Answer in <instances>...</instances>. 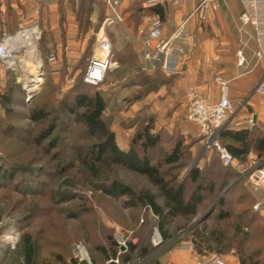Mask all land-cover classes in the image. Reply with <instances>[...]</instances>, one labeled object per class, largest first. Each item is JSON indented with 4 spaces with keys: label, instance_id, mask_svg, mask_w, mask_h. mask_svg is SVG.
I'll list each match as a JSON object with an SVG mask.
<instances>
[{
    "label": "trees",
    "instance_id": "1",
    "mask_svg": "<svg viewBox=\"0 0 264 264\" xmlns=\"http://www.w3.org/2000/svg\"><path fill=\"white\" fill-rule=\"evenodd\" d=\"M67 1L79 34L87 32L93 14L95 24L92 29L95 31L104 16V3L100 0ZM134 9L138 17L163 16V8L159 4L145 9L137 6ZM59 11L62 12L61 8ZM16 24L15 14L6 8L3 24L6 32L13 34L17 29ZM47 37L41 31L36 45L43 62L42 86L28 103L23 102V92L14 82V75L8 69L4 71L0 91V133L6 143L0 146V194L11 191L18 196L19 198L13 199L12 204L27 201L22 200L26 197H46L40 188L45 184L40 177L44 174L48 177L51 173L39 167L40 160L33 157L21 163L16 159L21 153H15L11 146L19 143L35 147L42 145V154L55 163L57 171H63L77 163L91 179L96 180L100 169L116 167L142 177L153 189L134 190L114 178L108 181L97 179L93 184V190L100 195L112 199L124 198L123 208L137 210L140 216L138 220L135 219L132 227L122 228L127 243L117 264H128L134 254L142 259L147 257L148 248H139L138 244L131 242V235L137 233L143 236L152 221L163 241H171L179 237L177 235L186 234L196 253H201L204 249L210 250V244H213L220 253L233 252L237 264H264V221L251 210L254 198L244 180L238 178L229 167L222 166L215 156L208 164H203L202 168L197 162L192 163L190 144H184L181 137L172 138L161 132H151L150 118L144 120L140 117L138 120L144 122L124 139L126 148H118L114 141L113 122L119 106L111 97V92L99 89L102 84L91 86L82 82L93 36L89 37L85 50L76 63L68 67L61 65L57 69L56 79L52 78L45 58ZM112 54L117 64L127 67L129 71L124 83L119 85L120 90L123 88L128 91L123 99L135 101L141 94L155 92L162 86L169 87L173 84L176 74H164L159 65L153 73L147 74L127 43H122L117 50L113 49ZM66 78H73V82L68 90L61 93L60 87ZM19 122L25 125L22 126ZM28 123L39 127L31 130L27 127ZM127 125L128 122L124 124ZM77 127L82 130L85 139L91 142L82 149L66 139L60 146L71 153L72 157L58 160V134L68 136L67 133ZM11 133L14 134L13 138L10 137ZM218 139L233 158L244 161L251 153L257 161L263 159L264 165V129L256 124L250 130H245L229 129L227 123L219 131ZM63 201L67 199L63 198ZM48 209L52 211L50 206ZM30 211H25L21 220L16 223L21 226ZM205 211L206 214L199 221L190 225ZM78 213H86V210ZM77 215L79 214L71 217L75 218ZM208 220L216 226L208 228ZM121 225L124 226L123 223ZM26 227V223L19 227L25 231L20 244L22 264H32L36 262L37 246L36 241L24 230ZM105 242L106 247L95 244L89 251L92 256H98L95 259L91 256L95 263L104 264L109 257L114 256L113 239L106 236ZM58 245L62 247L64 254L56 252L53 255L56 264H84L74 258L67 260V249L60 243ZM2 250L1 245L0 252ZM147 259L141 264H153V261Z\"/></svg>",
    "mask_w": 264,
    "mask_h": 264
},
{
    "label": "rangeland",
    "instance_id": "2",
    "mask_svg": "<svg viewBox=\"0 0 264 264\" xmlns=\"http://www.w3.org/2000/svg\"><path fill=\"white\" fill-rule=\"evenodd\" d=\"M246 29L251 37L250 29L248 27H246ZM19 35L20 34H17L13 37H17ZM244 36L247 38V35ZM47 39V44H49L51 38L47 37ZM88 39L89 38H85L83 41L82 47L84 50ZM94 41L95 36H93L90 51ZM74 42V52L77 53L79 52L77 42ZM37 43L38 40L34 41L39 61L38 65L41 69L39 72L41 74L39 75V72L36 71L38 69L36 67L32 68V72L36 71L35 74H38L37 77L39 78V85L36 86V89H40L42 86L43 62L40 52L36 46ZM113 49L117 50L111 46L112 60H114V56L112 54ZM14 55L15 61H20L24 57V54L21 52H17ZM135 55L138 59V64L141 65L147 74L154 72L155 66L154 68H145L141 60V55L137 56L136 53ZM76 62V60L73 62L70 61L71 64ZM47 64L48 68L51 70L52 78L56 79L57 69L55 65L50 64L49 62H47ZM13 68L14 70H8L14 75V82L23 92V102L28 103L30 99L27 100V95L24 91L26 88L25 73H23L18 63H16ZM4 71L5 70L0 67V91L2 90L1 82L4 76ZM128 73L129 71L127 67L117 64V67L114 70L106 74L103 81L104 84L102 83V86L99 87V89L105 92H111V97L115 99V103L119 106L117 116L113 122L114 141L118 148L126 147L123 145L124 139L129 137L134 129L144 122L143 120H138L140 117L144 120L150 118L151 132H161L165 136H170L172 138L181 137L184 144H190V156L192 158V163L197 162L201 168L203 167V164H208L213 159V155L207 154L203 151L201 137L197 133L195 126L185 120L183 101L184 92L179 93L177 90H172V92H170L169 89L173 85L169 87L162 86L155 92L143 95L141 94V97L135 101H128L123 99L128 95V91L123 88L120 90L119 87V85L124 83ZM72 82L73 78H66L63 85L60 87V92L64 93L68 90ZM256 97L258 99V104L264 108V97ZM243 113H249L246 107L244 108ZM9 121H13V119ZM127 122L129 125L124 126ZM19 123L22 124V126L25 125L23 122ZM256 126L264 129V125L261 123ZM27 127L34 130L39 126L37 124L28 123ZM67 134L68 136L62 133L58 134V146L56 147L59 154L58 160H63L67 156L72 157L71 153L61 149L60 145L63 141H66V139L67 142L72 141L74 146H80L82 149H84L86 145L91 142V140L85 139L84 133L78 127L74 128ZM1 135L2 134L0 133V146L2 147L6 142L2 140ZM11 136L13 138L14 134L11 133L10 137ZM11 146L14 148L15 153H21V155L19 154L16 158L17 160H20L21 163H25L30 157H33L37 161L40 160L38 163L39 167L47 172H50L51 175L47 177L44 174L40 177L41 181H44L45 183L44 186H40L43 193H45V198L35 197L34 199H31L26 197L22 200L27 201L22 202L21 200L22 203L20 204H12L13 199L19 198L18 196L13 194L11 191H6V193L0 194V246L2 245L3 247V250L0 252V264H22L20 244L21 236L25 231L20 230L19 227L25 223L27 227L24 228V230H26L30 237L36 241L37 246L36 262L34 261L32 264H56L53 259V255L56 254V252L64 254L62 247L58 245L59 243L67 249V260L68 258H74L72 247L79 243L83 245L86 250L89 261L91 263H95L92 260V257L94 256L95 259V257L98 258V256H92L91 252H89L92 250V246L95 244H102L106 247V236L112 238L115 229L122 231V228L127 227L128 229L132 227L135 219L138 220L140 216L137 210H128L123 208L122 201H124V198L112 199L100 195L98 192L93 190V184L97 181V179L99 181H108L114 178L119 180L121 183L130 186L134 190H138L140 188H149L150 190H153L147 185L146 181L142 177L130 174L116 167L100 169L98 177L95 180L91 179L86 170L77 163H75L73 167H66L63 171H57V166L54 165L55 163L42 154L40 149L42 145L35 147L33 145H22L19 143ZM22 151H24L23 154ZM226 188L223 189L222 192H224ZM9 195H11V197ZM63 198H66L67 201H63ZM49 206L52 211L48 209ZM28 210H31L30 214L26 215V217L28 216L27 219L20 226V224H17L16 222L21 220L20 218H22L25 211ZM82 210H86V213H78ZM73 214L79 215L72 218L71 215ZM203 214L204 212L193 220L190 225L196 223L198 218H200ZM258 215L263 219L260 214ZM139 221L141 222V220ZM121 223H123L124 226H122ZM207 226L208 228H213L216 224L211 222V220H208ZM154 228L155 226L152 221L143 236H140L137 233L131 235V242L138 244L139 248L147 247L149 251L147 257L144 259L139 258L138 255L134 254L128 264L145 263V259L147 258L148 261H153V264H192L194 261H202L212 254L222 257L227 264H234L236 261V257L233 252L229 251L225 253V251H223L220 253L213 244H210V250L204 249L201 253H196L193 243L188 241L186 234L183 236L177 235L179 237H175L171 241H163L156 230L160 241L158 244L152 245L150 243V237L152 236ZM122 233L124 234L123 231ZM9 235H16V241L13 245L6 244L5 236ZM53 243H56L58 246ZM185 243L191 245L190 252L178 249L181 244Z\"/></svg>",
    "mask_w": 264,
    "mask_h": 264
},
{
    "label": "crops",
    "instance_id": "3",
    "mask_svg": "<svg viewBox=\"0 0 264 264\" xmlns=\"http://www.w3.org/2000/svg\"><path fill=\"white\" fill-rule=\"evenodd\" d=\"M117 1V11L122 17L123 25L114 24L105 28L111 46L118 49L122 43H127L132 51L140 56L143 44L137 30H146L153 16L138 17L134 8L139 6L145 9L155 4L161 5L164 37L169 36L176 26L183 22L181 37L174 40V44L183 51L181 65L175 72L173 86L169 91L177 90L182 93L187 87H193L204 102L213 103L218 99V92L212 83V77L219 75L229 81L228 98L231 103L236 107L243 104L233 120L245 114H254L255 124L264 125V108L258 104L257 97L251 95L253 87L260 81L264 82V68L262 63L253 57L255 45L252 35L250 37L246 27H240L238 23V15L241 11L238 0H216L217 9L204 12L202 17L201 13H192L196 0ZM6 8L13 11L17 21V29L13 34L24 27L36 25L40 34L43 31L51 38L46 46L48 49L45 58L47 61L48 56L52 55L54 60L47 62L55 65L56 69L61 65L68 67L71 65L70 61H78L84 52L82 47L84 39L91 35L95 36L103 20L93 31L92 27L95 24V14H93L90 18L91 26L86 33L80 35L67 0H0L1 38L11 35L6 32L3 25ZM60 8L62 12L59 11ZM106 14L104 6L103 15ZM244 35H247L249 40ZM74 41L77 42L79 50L77 53L74 52ZM237 51L241 52L243 58V63L239 66L236 65ZM143 65L145 68L152 65L156 67L158 62H147ZM245 107L249 113H243ZM232 121L228 122L229 129H237L232 127ZM123 145L126 146L125 142ZM248 155L253 156L251 153ZM253 198L255 200L256 196L253 195ZM234 264L237 262L235 261Z\"/></svg>",
    "mask_w": 264,
    "mask_h": 264
},
{
    "label": "built area",
    "instance_id": "4",
    "mask_svg": "<svg viewBox=\"0 0 264 264\" xmlns=\"http://www.w3.org/2000/svg\"><path fill=\"white\" fill-rule=\"evenodd\" d=\"M151 0L150 2H155ZM107 14L104 16L100 26L95 34V41L90 51V55L82 74V82L97 86L103 83L106 74L117 67V62L111 59V46L105 33V28L114 24L123 25L121 15L117 11V0H103ZM241 11L238 15V23L240 27H248L251 31L255 49L253 57L260 61L264 66V0H238ZM217 9L216 0H196V4L192 13H201V17L206 11H215ZM181 22L172 33L164 37L162 35L163 20L158 15H154L150 20L149 27L146 30L138 29L137 34L143 44L141 51V60L143 63L158 62L161 71L164 74H173L179 70L181 65L182 49L174 44V40L181 37ZM33 28L34 31L30 36L37 41L39 39L40 30L36 25L27 26L13 35H6L0 39V67L3 70H14L15 65H9L7 58L15 60L14 49L8 48L10 37L16 34H23L25 31ZM127 37L130 36L127 34ZM236 65L243 63L240 51L235 53ZM54 60L50 55L47 61ZM150 68H154L152 65ZM1 81V77H0ZM212 83L216 86L218 99L216 102H204L197 94L193 87H187L184 91V115L185 120L195 126L197 133L201 137L202 149L207 154L218 158L222 166L230 167L238 176L242 178L250 190L251 194L256 198L251 205V210L260 214L264 219V165L262 160L257 161L254 156L248 155L244 161L233 158L227 149L220 143L218 139L219 131L236 116L237 110L242 107V103L237 107L231 103L228 98L229 81L219 75L212 77ZM251 95L264 97V82H258L252 89ZM233 128H243L250 130L255 121L252 115H244L241 118L231 122ZM115 253L114 256L108 258L104 264H117L118 257L126 250V237L119 229H115L112 236ZM6 244L13 245L16 241V235L5 236ZM159 235L154 228L150 243L158 244ZM179 250L190 252L191 245L188 243L181 244ZM72 253L75 260L84 264L91 263L86 254L83 245L77 243L72 247ZM192 264H227L225 260L217 255H209L202 261H194Z\"/></svg>",
    "mask_w": 264,
    "mask_h": 264
},
{
    "label": "bare ground",
    "instance_id": "5",
    "mask_svg": "<svg viewBox=\"0 0 264 264\" xmlns=\"http://www.w3.org/2000/svg\"><path fill=\"white\" fill-rule=\"evenodd\" d=\"M33 31L34 29L31 31L27 30L23 34H20L17 37H10L8 39L10 45L8 48L14 49L16 53L21 52L24 54V57L20 61H15V60L13 61L11 60V58H7V63L9 65H16V63L19 64L23 73H25L26 88H25V84H24V88L27 92L33 91L36 88L39 80V78L35 74V72L38 71V69L35 72L34 71L32 72L33 67L39 68L38 65L39 61L34 46V39L32 38V36H30V33Z\"/></svg>",
    "mask_w": 264,
    "mask_h": 264
},
{
    "label": "water",
    "instance_id": "6",
    "mask_svg": "<svg viewBox=\"0 0 264 264\" xmlns=\"http://www.w3.org/2000/svg\"><path fill=\"white\" fill-rule=\"evenodd\" d=\"M41 69H40V67L38 68V72L40 71ZM41 73L39 72V75H40ZM38 75V74H37ZM39 85V83L37 84V86ZM37 88V87H36ZM34 89L33 91H31V92H27L26 90H24L25 91V93H26V95H27V100H29L30 98H32L36 93H37V91L39 90V89ZM252 119H253V121H255V115L253 114L252 115ZM208 211V210H207ZM207 211H205L204 212V214L200 217V218H198V220L197 221H199L205 214H206V212Z\"/></svg>",
    "mask_w": 264,
    "mask_h": 264
}]
</instances>
